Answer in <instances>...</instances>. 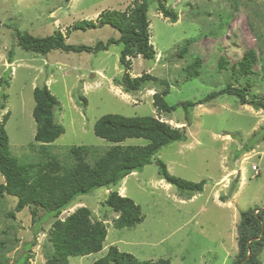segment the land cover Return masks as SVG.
Wrapping results in <instances>:
<instances>
[{"label": "rangeland", "instance_id": "374dc122", "mask_svg": "<svg viewBox=\"0 0 264 264\" xmlns=\"http://www.w3.org/2000/svg\"><path fill=\"white\" fill-rule=\"evenodd\" d=\"M134 1L0 0V81L9 73V85L0 83V100L5 105L0 124L9 113L5 128L11 154L25 163L47 162L53 156L62 166L73 163V146L95 147L94 155L99 156L111 144L95 135L94 125L107 114L151 116L173 128H184L188 140L163 147L156 158L173 176L193 183L205 181L203 192L192 197L182 194L161 178L152 162L118 187L79 196L60 218L87 207L94 221L105 222L108 235L101 252L70 257V264H94L111 246L140 261L233 264L241 212L264 207V110L241 105L238 97L225 94L188 111L179 107L162 113L154 106V95L168 89L166 102L178 105L231 86L245 89L248 100L264 101V0H164L177 13L176 23L159 12L158 0H147L150 42L156 54L153 59L128 58L129 68L120 62L123 45L96 53L55 50L42 55L17 43L18 30L36 37L60 32L72 45L95 46L119 38L120 32L109 25L85 30L74 26L84 21L98 24L102 13L125 11L134 7ZM184 46L188 52L180 58L176 54ZM249 50L256 54L252 73L239 76L234 66ZM221 57L227 61L225 68L220 66ZM197 58L202 62L199 76L191 77ZM126 73L132 78L149 74L167 84L150 81L141 90L127 93L122 83ZM44 85L60 102L55 119L65 129L47 150L34 140L33 92ZM124 144L147 141L129 139ZM114 190L141 207V223L115 228L118 215L105 205ZM17 200L10 195L0 200V264H21L26 255L29 264H45L53 250L49 232L54 218H45L39 210L35 223L32 207L9 218ZM260 261L264 264V251Z\"/></svg>", "mask_w": 264, "mask_h": 264}, {"label": "trees", "instance_id": "16d2710c", "mask_svg": "<svg viewBox=\"0 0 264 264\" xmlns=\"http://www.w3.org/2000/svg\"><path fill=\"white\" fill-rule=\"evenodd\" d=\"M65 1L69 3L71 0ZM158 3L159 12L172 23H176L177 13L168 9L164 0H158ZM148 10L147 0H135L134 7H128L125 11L102 13L98 24L84 21L75 25L76 30L109 25L120 32L119 38H111L107 42L99 41L95 46L68 44L60 32L36 37L19 30L16 32L17 43L24 50L42 55L55 50L96 53L107 51L115 44L123 45L120 62L125 68H129L128 58L142 56L145 59H153L156 54L150 42ZM187 52L188 47L184 46L176 55L184 58ZM12 57L10 53V64L13 63ZM255 62L256 54L249 50L234 67L239 76H248L252 73ZM201 64L199 58L194 61V71L189 74L191 77L199 76L198 68ZM226 64L225 57H221L220 66L225 68ZM8 75L9 73L0 81L3 86L9 85ZM150 81L167 84L149 74L132 78L126 73L122 78L127 93L141 90ZM168 94L169 90L166 89L154 95V106L162 113H172L179 107L188 111L189 108L212 102L225 94L238 97L241 105H252L257 110H264L263 100H248L245 89L231 86L213 91L197 102H180L178 105L166 102L165 97ZM33 95V117L37 125L34 140L43 150H47L65 133L64 127L55 119V110L59 108L60 102L45 85L35 88ZM4 108L5 105L0 100V111ZM9 117V113L5 114L0 124V174L4 178V182L0 184V200L6 195L17 197L14 211L8 213L9 218L15 219L16 213L22 212L26 207H32L35 223L39 210L44 211L45 218H54L49 232L53 250L47 254L45 264H70V257H84L104 249L108 235L107 226L104 221H94L89 208L80 207L65 219L60 218L62 212L81 195L90 194L100 188L110 190L118 187L127 176L142 171L152 162L157 164L161 178L175 186L182 194L187 193L192 197L204 190L205 181L193 183L173 176L169 173L167 165L156 158L163 147L188 140L184 128H173L156 117H126L120 114L102 116L94 125V133L109 142L111 147L103 154L95 156L94 154L98 153L95 147L73 146L70 149L73 163L69 166H62L53 156L47 162L38 163H25L13 157L5 128ZM129 139H144L147 144L125 145ZM105 205L118 215L114 221L117 229L133 228L144 219L141 207L131 198L120 195L118 190L108 195ZM237 230L238 254L233 264H261L260 256L264 251V207L241 212ZM31 246L32 244L28 248ZM29 258V255H26L21 264H29ZM94 264H170V261H140L134 255L111 246L107 254Z\"/></svg>", "mask_w": 264, "mask_h": 264}]
</instances>
